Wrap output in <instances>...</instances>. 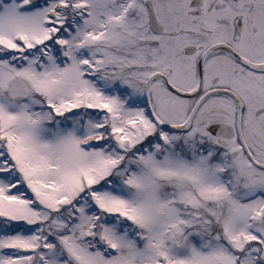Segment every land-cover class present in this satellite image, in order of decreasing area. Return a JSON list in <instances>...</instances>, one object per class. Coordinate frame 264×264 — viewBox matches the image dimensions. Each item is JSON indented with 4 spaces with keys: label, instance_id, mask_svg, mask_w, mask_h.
<instances>
[{
    "label": "snow or ice",
    "instance_id": "1",
    "mask_svg": "<svg viewBox=\"0 0 264 264\" xmlns=\"http://www.w3.org/2000/svg\"><path fill=\"white\" fill-rule=\"evenodd\" d=\"M0 264H264V0H0Z\"/></svg>",
    "mask_w": 264,
    "mask_h": 264
}]
</instances>
